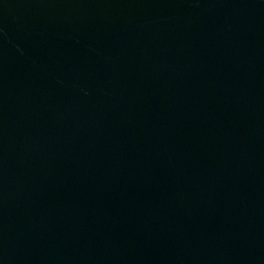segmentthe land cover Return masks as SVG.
<instances>
[{
    "label": "water",
    "instance_id": "1",
    "mask_svg": "<svg viewBox=\"0 0 264 264\" xmlns=\"http://www.w3.org/2000/svg\"><path fill=\"white\" fill-rule=\"evenodd\" d=\"M0 264H264V0H0Z\"/></svg>",
    "mask_w": 264,
    "mask_h": 264
}]
</instances>
